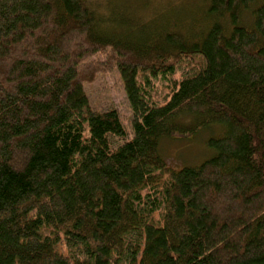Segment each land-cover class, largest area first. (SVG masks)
<instances>
[{"label":"trees","instance_id":"obj_1","mask_svg":"<svg viewBox=\"0 0 264 264\" xmlns=\"http://www.w3.org/2000/svg\"><path fill=\"white\" fill-rule=\"evenodd\" d=\"M199 1L187 34L114 26L83 0H0V264H264V0ZM114 64L129 137L83 88ZM215 125L199 163L162 153Z\"/></svg>","mask_w":264,"mask_h":264},{"label":"rangeland","instance_id":"obj_2","mask_svg":"<svg viewBox=\"0 0 264 264\" xmlns=\"http://www.w3.org/2000/svg\"><path fill=\"white\" fill-rule=\"evenodd\" d=\"M83 1L87 6L98 13H109L112 8L116 9L120 17L116 18L114 20L115 22H112L114 26L115 24H131L132 18L135 20L142 19L148 21L152 17L157 21L174 22L176 26L181 27L185 33L194 30L200 31L204 25L203 12L205 5L199 0ZM110 13H112V11ZM104 57H106V53L100 52L95 54L90 60L91 62H98L104 60ZM83 88L93 108H114L118 111L126 131L129 132V137V117L133 108L117 66L114 64L110 70L98 73L92 82L84 83ZM166 90L163 81L160 78H156L154 80V95L156 94L159 97L165 96ZM220 132L221 128L215 125L197 132V134L190 138L164 139L161 142V151L174 167L197 164L202 161L204 157L211 154L210 148L206 145V139L210 135H217ZM121 141H123V139H119L118 143ZM113 143L116 144L117 140H114Z\"/></svg>","mask_w":264,"mask_h":264}]
</instances>
